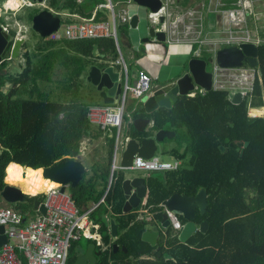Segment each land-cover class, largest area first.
Instances as JSON below:
<instances>
[{"label":"trees","instance_id":"16d2710c","mask_svg":"<svg viewBox=\"0 0 264 264\" xmlns=\"http://www.w3.org/2000/svg\"><path fill=\"white\" fill-rule=\"evenodd\" d=\"M102 2L47 0L46 4L56 12L89 17ZM25 9L17 19L31 26L39 10ZM38 38L31 51L25 43L22 45L24 67L19 73L7 74V63L0 64V191L5 186L4 179L6 184L22 189L34 186V195L26 197L32 200L28 212L34 201L42 200L40 194L47 191L48 181L42 178L40 168L77 156L83 138L94 141L103 136L86 114L90 106L104 104L97 90L85 89L84 77L92 67H108L96 63L101 58L110 63L119 58L112 39ZM257 48V68L263 84L255 83L250 98L232 104L227 93L206 91L193 98L179 96L170 108L147 113L140 106L130 113V138L140 140L160 129L175 133L164 141H174L167 151L181 161V166L176 171L150 173L146 178V204L153 207L156 221L161 222L164 215L159 205L172 195L195 196L204 189L206 211L203 215L197 213L194 224L206 222L207 230L194 232L185 243L169 239L167 250L161 236L160 249L156 251L157 247L142 240L147 224L129 225L133 215L121 214L124 177L118 171L103 203L89 215L99 225L102 243L108 245L103 250L94 246L93 264H264V116H260L264 108V42ZM199 58L208 64L210 56L200 54ZM249 109H259L251 111L258 117H249ZM149 121L152 125L148 128ZM103 138L105 155L101 161L93 156L86 162L87 172L81 181L69 188L82 212L97 203L105 189L113 136L105 134ZM105 218L116 225L114 239L110 238ZM77 241L71 243L66 264H75L81 252ZM111 245L124 247L125 252L114 253ZM142 256H152L153 260L140 262Z\"/></svg>","mask_w":264,"mask_h":264},{"label":"built area","instance_id":"2783aa9c","mask_svg":"<svg viewBox=\"0 0 264 264\" xmlns=\"http://www.w3.org/2000/svg\"><path fill=\"white\" fill-rule=\"evenodd\" d=\"M46 1L34 3L26 0L20 6L21 8L40 7V10L60 14L61 20L58 29L48 35L45 38L46 40L112 39L117 52H120L118 28L129 23L131 14L125 9L124 5H129L133 2L132 0H104L92 9L89 17H83L75 13L56 12L48 8ZM158 1L160 8L156 12L147 10L148 20L151 24H160L159 31L171 33L168 42H179L185 37L195 38L194 41L198 45L195 50L196 58L200 56L203 45L211 44V46L205 48L210 54L207 64L209 65L210 91L227 93L228 101H231L232 97L237 95L242 101L246 97L250 98L255 83L263 84L261 72H259L257 66H249L243 63L235 68H221L216 64L214 58V52L223 46L250 43L258 47L264 42V37H260L259 33L252 32L246 27L248 16H254L255 14L252 10L254 0H215L213 12L218 15V20L215 21L214 36L212 38L206 37L207 34L204 29L205 12L191 9L186 13L179 12L175 15L171 10L173 0ZM77 2H80V0H77ZM197 5L203 8L204 2ZM65 18L67 21L63 23L62 20ZM6 21L7 19H3L0 27L2 34L8 39L10 48L3 61L10 62L13 60L10 53L14 43L17 40H25L26 37ZM179 25L182 29L179 28ZM61 29L63 30L61 31ZM110 66L118 67V74L122 78L116 103L90 106L86 114L89 123L99 128L103 132V136L105 134L113 136L106 177L107 185L102 196L97 203L91 204L88 210L82 212L77 208L66 188L61 191V186L58 185L56 188L41 193L42 200L28 215L0 205V225L3 226L2 234L6 236L5 242L0 245V264H66L71 243L80 238L91 241L94 246L100 247L101 250L106 249L108 245L102 243L99 225L93 223L89 215L99 204L103 203V199L113 183L114 174L121 170L148 173L176 171L181 166V161L178 158H173V162H161L155 156V153L149 158H143L134 153L130 166L126 169L119 166L121 153L130 138L127 134V126L131 122V118L129 113L125 112L127 101L129 100L130 103L134 104L140 103L143 97L149 96L153 90L164 86L153 87L152 78L142 70L136 71L135 81L129 84L127 69L121 56ZM205 92L202 88L194 86V89L186 97L193 98L196 94L203 95ZM252 110L259 109H249L248 116L258 117L251 113ZM124 114L127 117L125 122L123 121ZM151 125L152 121H149L147 127L149 128ZM88 141L89 138L81 140L79 155H83V150ZM147 176L143 173L141 175L144 179ZM146 196L147 189H145V195L140 199L138 206L127 213L133 215V220L129 225L133 222L152 223V221H155L156 213L151 211L153 207L146 205ZM39 206L43 208V213L38 211ZM159 207L169 220L167 228L160 227V235L164 238L165 246L166 241L174 239L176 233L181 231L184 225L179 218L180 214L169 210L164 204H160ZM105 219L108 222L107 230L110 234V221L108 218ZM196 231H199L198 227ZM146 259H153V257H147Z\"/></svg>","mask_w":264,"mask_h":264},{"label":"water","instance_id":"95a60500","mask_svg":"<svg viewBox=\"0 0 264 264\" xmlns=\"http://www.w3.org/2000/svg\"><path fill=\"white\" fill-rule=\"evenodd\" d=\"M30 1L34 3H42L44 0ZM132 1L136 3V5L153 12H156L160 8L158 0ZM60 20L61 16L59 13L40 10L32 17L31 29L40 38H46L58 29ZM128 26L130 32L126 35V38L131 49H133V47L150 44L152 41L163 43L165 40L164 32L159 31L158 29L160 28V24H151L149 21L148 23H145L137 14L131 15ZM23 43L24 40H17L14 43L10 53L12 59L17 58ZM7 44L8 41L2 34L0 27V64L3 51ZM257 55L258 48L250 43H240L236 46H223L214 52L215 62L221 68H235L241 66L243 63H246L249 66H257ZM206 68L207 63L203 59H190L188 61V69L186 73L179 77L174 83L153 90L149 96L143 97L140 100L141 107L147 113L153 112L158 108H170L171 104L174 103L179 96H186L194 89V86H198L207 92L210 91V74ZM86 82L98 91L99 97L104 105L116 103L117 96L120 93V76L111 66L104 69H98L96 67L90 68ZM240 101L241 99L237 95H234L231 99L232 104H238ZM174 135V131L160 129L152 131L150 137L141 138L140 140L129 138L121 153L119 166L122 169H126L130 166L134 153L143 158L151 157L152 154L156 152L158 142H162L164 139H171ZM244 146H247V143H245ZM40 169L42 178L60 185L61 191H64L65 188H75L86 172L85 165L81 160V155H77L73 158L68 157L67 160ZM146 188V179L142 178L141 175L123 179L121 182V190L124 199L121 208L122 213L126 214L138 206L140 199L145 195ZM26 196L28 195L24 194L20 187L11 184H6L0 191V197L9 204L23 202ZM37 205L38 201H34L32 209H35ZM164 205L169 210L180 214L182 219L186 221L181 237H185L186 239V237L196 230L194 220L197 213L203 215L206 211V192L204 189H201L195 196H184L175 193L164 202ZM38 211L43 213V208L39 206ZM168 224L169 220L164 214L161 221V227L167 228ZM109 230L110 236L115 238L116 225L112 221L109 222ZM198 230L202 233L205 232L207 230V223H200L198 225ZM2 232L3 226L0 225V245L6 240V236L2 234ZM159 237L160 228L158 226L151 227L142 234V240L150 244L152 247L158 245ZM93 248V243L89 242L86 250L77 255L75 264H93ZM118 249L125 252L124 247L118 248L116 245H111L112 252L115 253ZM158 257H161V254H159Z\"/></svg>","mask_w":264,"mask_h":264},{"label":"rangeland","instance_id":"374dc122","mask_svg":"<svg viewBox=\"0 0 264 264\" xmlns=\"http://www.w3.org/2000/svg\"><path fill=\"white\" fill-rule=\"evenodd\" d=\"M1 2H2V0H0V3ZM7 3H8V1L5 3V5ZM124 7H125V9L128 10V12L131 15L137 14L142 21H144L145 23H148V21H149L148 20V12L145 8L136 5V3H134V2L130 3L129 5H124ZM10 8H11V10L9 12H5V13L3 12L2 13L3 15H5V17L7 19L6 22L11 23L12 27L16 28V30L21 35H24L26 37V39L24 40V43L28 46L29 51L33 50L34 47L36 46V44L39 42L38 35L31 29L30 24H27V22L20 21L17 19L18 16L24 15L26 9L21 8V7H19L18 9L12 8V7H10ZM29 10L30 11H38V10L40 11V7H33ZM252 10L255 14H254V16L253 15L248 16L247 21H246V27L252 32L259 33L260 37H264V0H254ZM254 17H257V18H254ZM66 21H67L66 18L62 20L63 23H65ZM0 24H2L1 19H0ZM179 28L182 29L181 25H179ZM204 29H205V31L207 30L208 34L210 35L211 32L208 29L207 23L204 24ZM62 30L63 29H61V31ZM121 30H123L125 32V34L128 35L130 32V28H129L128 24L120 26L118 28V38H119L120 44H121V33H120ZM43 39H45V38H43ZM208 46H211V44L207 43V45H203L201 54L207 53L210 56V54L205 50V48H207ZM192 49L193 48L191 46V48H190L191 54H192ZM139 50L141 51L140 52L141 54L144 52L142 45H141ZM24 51L25 50L21 46L19 55L17 56L16 59H13L12 61L9 62V64L6 67V70L4 71L5 73L15 75L23 69V67H24V59H23ZM118 54H119V58L121 56V58L123 59L124 64H125L126 69H127V74H128L127 77L130 78V73L135 68V66H129L130 65L129 59H128V56L130 55L129 51L127 50V48L121 46L120 53H118ZM135 58L140 59V54L139 53L135 54ZM187 60L188 59H186V58L180 60L179 58H173V56H167L165 65L168 66V65H171V64L176 63V62H182L185 65ZM186 67H187V65H186ZM206 69L209 70V65H207ZM84 79H85V77H84ZM128 81H129V79H128ZM121 83H122V78H120V84ZM129 83H131V82L129 81ZM155 83H159V82H155ZM84 87L86 90L92 89L93 91H95V93H97L96 89L93 86H91L89 83L86 82V79L84 80ZM140 106H141L140 103L134 104V103H130V101L128 100L127 104L125 105V112L129 113V115H130L132 110H134ZM261 110H262V115H264V108ZM126 119H127L126 114H124L123 115V121L125 122ZM123 131H124V129H123ZM173 144H174V141H162V142L157 143V149L155 152V156H157L159 158V161H161V162H173L174 157L172 155H170L169 152L167 151V149L170 148ZM104 147H105V143H104L103 138H99V139H96L94 141L86 142V146L83 150V155L81 157V160L83 161L84 165L87 164L86 162H90V160L93 156H95L96 161H101V158L105 155ZM85 166H86L85 168H86V172H87V165H85ZM119 173H121L123 175L124 179L142 175V172L128 171V170H121V171H119ZM4 185H6L5 179H4ZM106 185H107V178H106ZM106 185H105V188H106ZM15 186L20 187L19 185H15ZM66 191L70 193L69 188H66ZM37 195H39V194H37ZM26 197H25L23 202H20V203L18 202L15 204L6 203L0 197V205L4 206V207H10L14 210L17 209L19 212L26 214L31 209V206H30L31 202L30 201H32V200L27 199ZM28 197H31V196L28 195ZM77 243H78L77 244L78 250H80V251L86 250V247L88 244V241L86 239L80 238V239H78Z\"/></svg>","mask_w":264,"mask_h":264},{"label":"crops","instance_id":"0c3cea01","mask_svg":"<svg viewBox=\"0 0 264 264\" xmlns=\"http://www.w3.org/2000/svg\"><path fill=\"white\" fill-rule=\"evenodd\" d=\"M173 1L174 2L171 5V10H172V13L175 15L179 14V12L186 13V12L190 11L191 9L205 12V14H206L205 23H207L208 29L211 32L209 35L208 31L206 30V34H207L206 37L212 38L214 36L213 31L215 29V21L218 20V15H216L213 12L214 11L213 6H214L215 0H173ZM203 2H204L203 8L200 7V5H197L198 3H203ZM120 33H121V44H120V41L118 38L119 49L121 50V46L127 48V50L129 51V54H130L128 56L129 64H130L129 66H135V68L130 73V78L127 77V79H129V81L131 82V83H129V81H128L129 84H132L135 81L136 71H138V70L144 71L145 73H147L152 78V86L153 87H162V86H166L170 83H174L179 77H181L184 73L187 72L188 61L192 58H196L195 50L197 49L198 45L194 41L195 38H193V37H189V38L185 37L183 40H180L179 42H172L171 43V42L167 41V40H170L171 33H169V32L165 33L164 32L165 40L163 43H157V42L152 41V43H150V44L142 45L144 52L141 54L140 53L141 51L139 50L141 46L133 47V49H131L128 45V40L126 38L125 32L123 30H121ZM191 46L193 48L192 54L190 53ZM138 53L140 54V59L135 58V54H138ZM167 56H173V58H179L180 60L186 58L188 60H187L185 65L182 62H176V63H173L171 65L166 66L165 63H166ZM198 58H199V56H198ZM102 59L103 58H101V60L96 61V63L98 65L106 64L109 67L111 63L110 62H104V61H102ZM186 65H187V67H186ZM112 68L114 69L115 72H117V73L119 72V68L117 69V67H115V66H113ZM87 74H88V72H87ZM127 76H128V74H127ZM86 77H87V75L85 76V78ZM155 82H159V83H155ZM103 140H104V138H103ZM81 157H82V155H81ZM85 165H87V164H85ZM142 173L149 175L150 173H156V172H149V173L148 172H142ZM146 198H147V196H146ZM145 202H146V199H145ZM161 204H164V202ZM16 211H17V209H16ZM28 214H30V212L26 213V215H28ZM121 214L126 215L127 213L125 214V213H122V211H121ZM179 218H182L181 215ZM182 223H183V225H185L186 221L182 222ZM146 224H147L146 230L151 228V227H156V226H158L159 228L161 227V222L156 221V218H155V221H152V223H146ZM197 227H198V225H196V228ZM182 230L178 231L176 233V237H175L179 243H185L187 241V239L194 232H196V230H195L192 234H190L185 239V237L181 238L182 237ZM168 231L171 232L170 230H168ZM110 238L114 239V237L112 238L111 236H110ZM160 239H161V235L158 239V242ZM163 244H164V240H163ZM155 247H157L156 251H159V249H160L159 246L157 245ZM118 248H120V247H118ZM164 250H167V244L164 246ZM83 252L84 251H81V252H79V254L83 253ZM159 254L162 255V253H159ZM147 257H152V256H142L139 258L140 262H143V260H144V262H149V260H153V259H146ZM166 259H169V257H166Z\"/></svg>","mask_w":264,"mask_h":264},{"label":"flooded vegetation","instance_id":"af4514ba","mask_svg":"<svg viewBox=\"0 0 264 264\" xmlns=\"http://www.w3.org/2000/svg\"><path fill=\"white\" fill-rule=\"evenodd\" d=\"M6 1L7 0H3L1 3H0V19L3 21V19H6V17H5V15H3L2 13L4 12H9V9L8 8H6L5 7V3H6ZM23 8V7H22ZM24 8H26V7H24ZM7 39V38H6ZM7 41H8V39H7ZM8 48H10V45H9V42H8V44H7V46H6V48L4 49V51H3V54H2V61H1V63H7V65L9 64V62H7V61H3V59L4 58H6V56H7V52H6V49H8ZM5 53H7V54H5Z\"/></svg>","mask_w":264,"mask_h":264},{"label":"bare ground","instance_id":"6f19581e","mask_svg":"<svg viewBox=\"0 0 264 264\" xmlns=\"http://www.w3.org/2000/svg\"><path fill=\"white\" fill-rule=\"evenodd\" d=\"M47 180V179H46ZM48 181V180H47ZM58 187V184L57 183H54V182H50L48 181V185L46 187V190L48 191L49 189H53V188H56ZM22 192L26 195H34L35 193V188L34 186H27L25 187L24 189H22Z\"/></svg>","mask_w":264,"mask_h":264},{"label":"clouds","instance_id":"9594fccd","mask_svg":"<svg viewBox=\"0 0 264 264\" xmlns=\"http://www.w3.org/2000/svg\"><path fill=\"white\" fill-rule=\"evenodd\" d=\"M25 2L26 0H8V3L5 5V7H12L18 9Z\"/></svg>","mask_w":264,"mask_h":264}]
</instances>
